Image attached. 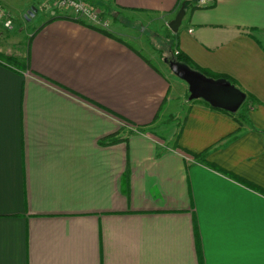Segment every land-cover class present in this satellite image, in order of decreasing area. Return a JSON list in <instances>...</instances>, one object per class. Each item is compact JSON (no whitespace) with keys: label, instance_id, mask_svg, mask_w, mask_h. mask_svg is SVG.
<instances>
[{"label":"crops","instance_id":"1","mask_svg":"<svg viewBox=\"0 0 264 264\" xmlns=\"http://www.w3.org/2000/svg\"><path fill=\"white\" fill-rule=\"evenodd\" d=\"M186 1L162 38L261 101L244 121L189 100L171 56L121 23L0 0L45 17L19 51L0 16V51L27 63L0 64V264L264 261V193L232 176L264 189V0ZM98 3L161 36L180 0Z\"/></svg>","mask_w":264,"mask_h":264},{"label":"water","instance_id":"2","mask_svg":"<svg viewBox=\"0 0 264 264\" xmlns=\"http://www.w3.org/2000/svg\"><path fill=\"white\" fill-rule=\"evenodd\" d=\"M31 8L28 14H32ZM185 14V3H182L167 27L173 33L178 31ZM169 69L188 85V99L201 98L212 107L221 108L229 112H236L246 98V94L224 77L213 78L204 75L189 65L175 59L168 61Z\"/></svg>","mask_w":264,"mask_h":264},{"label":"rangeland","instance_id":"3","mask_svg":"<svg viewBox=\"0 0 264 264\" xmlns=\"http://www.w3.org/2000/svg\"><path fill=\"white\" fill-rule=\"evenodd\" d=\"M15 1L17 3L22 4L23 0H15ZM88 2H91L94 5L98 4V0H88ZM54 6H56V5L54 4ZM17 10H19V9H13L12 13L9 12L11 14V16H10V15H6V13H4L3 10L0 9V16L4 17L3 18L5 20L3 22L4 28L6 27V26H4V23L6 21H8V20L12 21V25L9 29L11 30V33H13L17 36L16 43H14V45H15L16 49H19V51H22L25 49V46L27 45V42L29 40V33L45 17L43 15V13H41V12H37L36 16L33 17L35 11H32V14H28V12L30 11L29 10L27 12V14H25V12L21 13L20 11H17ZM113 13H116V12H113ZM117 15H118V20L116 23H121L122 26H124V28H128V27L131 28L132 29L131 32L134 36L142 37L145 40H148V38H150L152 46L155 47L154 44L159 46V52L160 53H166V55L170 54V49L171 48L173 49V47L175 46V41L173 39H170V38L169 39L162 38V35L166 36L169 33V31H167L168 30L167 26H165V25L161 26L160 30H159L160 33H158V35L160 34L161 36H155V34L152 32L153 31L152 29H153V27H155V24L151 25V27H150V25H142L141 24L142 22L134 20V18L132 16H124L123 14H118V13H117ZM142 26H143V28H142ZM156 26L159 27V25H156ZM135 45H136V43H135ZM206 70L209 71L208 69H206ZM212 74H216V73H212ZM229 77L233 79L235 84H237V81L232 76L229 75ZM177 93H178V89L172 87V90H171L169 96L175 98V95ZM166 127L169 128L168 126H166ZM157 132H160V129H158Z\"/></svg>","mask_w":264,"mask_h":264},{"label":"trees","instance_id":"4","mask_svg":"<svg viewBox=\"0 0 264 264\" xmlns=\"http://www.w3.org/2000/svg\"><path fill=\"white\" fill-rule=\"evenodd\" d=\"M88 2V0H86ZM186 0H180V3L178 5V7L181 6L182 3H186ZM91 3V2H89ZM99 4V3H98ZM97 5V4H96ZM101 10H102V15L103 17H106L110 20V23L113 22H117L118 20V15L116 13H113L111 11V9L106 5V4H99ZM106 31V30H105ZM108 32V31H107ZM169 34V33H168ZM171 58L178 60L180 62H183L187 65H189L190 67L199 70L200 72H202L204 75L208 76V77H213V78H219V77H224L226 79H228L232 84H235V82L233 81L232 78H230L228 75L226 74H222V73H216V74H212L214 72H209L207 71L205 68L199 67L198 65H196L189 57H187L184 53L178 52L177 54L174 53L173 49H170V54ZM0 64L12 69L14 71H22L25 70L27 68V63L24 59L19 58L17 55L14 54H6L0 51ZM261 103V101L255 97L252 94H246V98L244 100V102L242 103V105L240 106L239 110H237L236 112H228L226 110H223L227 113H229L230 115H233L234 118L239 122L246 120V112L250 109H253L255 107V105ZM202 155H204V152L200 153ZM194 156H199V155H194ZM210 166H214L216 168H218L217 166L208 163ZM234 178H236L237 180H239L242 183L247 184L248 186H252V187H256L257 189L261 190L264 193V189H261L258 186H255L253 183L247 181L246 179L237 176V175H232Z\"/></svg>","mask_w":264,"mask_h":264},{"label":"built area","instance_id":"5","mask_svg":"<svg viewBox=\"0 0 264 264\" xmlns=\"http://www.w3.org/2000/svg\"><path fill=\"white\" fill-rule=\"evenodd\" d=\"M52 1L61 9H68L73 16L78 19H84L92 23L98 24L104 28L108 27L110 20L103 17L102 10L98 5L90 4L86 0H47ZM203 1V0H201ZM10 21H6V27H11ZM175 54L178 51H174Z\"/></svg>","mask_w":264,"mask_h":264},{"label":"snow or ice","instance_id":"6","mask_svg":"<svg viewBox=\"0 0 264 264\" xmlns=\"http://www.w3.org/2000/svg\"><path fill=\"white\" fill-rule=\"evenodd\" d=\"M261 264H264V261H262Z\"/></svg>","mask_w":264,"mask_h":264}]
</instances>
